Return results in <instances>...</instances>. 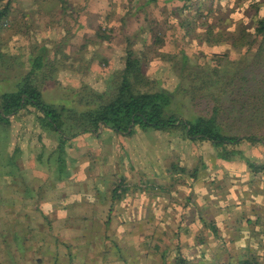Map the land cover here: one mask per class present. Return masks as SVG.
I'll use <instances>...</instances> for the list:
<instances>
[{"label": "rangeland", "instance_id": "1", "mask_svg": "<svg viewBox=\"0 0 264 264\" xmlns=\"http://www.w3.org/2000/svg\"><path fill=\"white\" fill-rule=\"evenodd\" d=\"M195 1L211 7L224 0ZM246 2L240 0L243 9H239L249 25L254 13L246 8ZM47 5V0H19V4L10 6L11 18L4 20L0 27V71L9 77L5 83L11 84L15 74L27 71L26 54L31 47H35V53L41 46L51 53L56 50L59 59L76 57L78 48H83L80 56H90L93 64L103 59L115 63L116 53L124 45V34L141 29L148 20L157 23V28L167 24L161 12L167 9L169 2L159 0L153 12L149 10V14H144L129 12L130 0H67V10L63 11L71 13L61 17L62 10L56 9L58 15L54 18L60 21L55 25L45 14L50 7ZM77 9H81L79 13H75ZM169 17L173 24L185 19L182 12ZM212 18L217 22L213 32H221L215 35L221 42L215 44L216 48L207 47L202 39L205 37L203 28L190 34L185 52L191 61H203L205 54L223 67L232 66L233 60L242 61L240 54L233 53L226 41L231 32L224 30L225 20L220 13H214ZM194 19L204 20L197 14ZM174 31L178 33L179 27ZM170 50L171 47H166V52ZM145 66L147 74L161 81L160 85L172 87L178 80L171 70L173 66L152 49ZM263 68L248 66L242 75L252 86L253 79L260 76ZM60 79L68 88L67 96L71 97L69 89L79 82L69 76ZM43 93L46 99L61 96V90L52 79L43 85ZM184 103V112H189L191 106L187 101ZM18 132L17 145L21 150L16 166L19 168L12 167L10 176H0V264H34L30 263L31 257L34 261L41 258L42 264H53L50 253L45 252L47 247L49 252L57 250L59 264H66L67 252H75L85 242L89 246L88 257L94 260L90 264H101L104 260L99 254L102 244L89 237L90 234L86 236L89 225L85 226L81 218L94 214L103 222L108 211L112 214L110 230L121 221L124 229L130 230L121 246H125L124 255L133 248L135 251L131 253L139 264H160L162 260L165 264L173 263L177 245L182 252L190 251V264L235 263V259L244 254L240 243H253L250 239L253 231L243 233L241 228H264V181L260 173H254L238 161H221L208 143L188 140L180 129L138 128L128 136L99 127L94 133H79L69 142L71 144L65 145L61 154L56 150V136H46L30 123L22 125ZM259 153L248 149L252 159L262 162L263 154L256 159ZM57 160L62 162L61 170ZM5 167L10 169L8 165ZM181 167L184 171L177 172ZM119 183L118 191L126 190L121 191L119 198L109 201L111 189ZM198 211L206 222L213 221L219 227L222 237L212 248L199 243L198 238L204 237L208 228L200 224ZM136 213L139 217L135 219ZM130 220L134 221L130 223L133 230L127 223ZM162 225L166 226L163 233L159 229ZM23 228L30 230V234L26 231L29 238L24 242L21 238L20 246L26 242L31 248L20 252L15 249L10 230L23 232ZM194 229L196 233L203 230V234L190 235L188 230ZM206 240L213 242L214 238ZM116 258V255L111 256L105 264H123ZM73 264H77L76 259Z\"/></svg>", "mask_w": 264, "mask_h": 264}, {"label": "trees", "instance_id": "2", "mask_svg": "<svg viewBox=\"0 0 264 264\" xmlns=\"http://www.w3.org/2000/svg\"><path fill=\"white\" fill-rule=\"evenodd\" d=\"M130 1L129 12L142 11L144 14H149V10L152 11L159 2L134 0L132 4V0ZM47 2L50 7L45 14L53 25L60 21L54 18L58 15L56 9L62 10L59 13L61 17L71 13L63 11L67 10V0ZM168 2L169 9L167 7L161 12L167 24L157 28V23L148 20V24L141 26V29L134 30L132 34H124V45L118 49L115 63L103 59L93 64L90 56H80L83 48H78L76 57L64 56L59 59L58 51L51 53L41 46L37 53L34 51L35 47L30 48L26 54L29 63L27 71L15 74L11 84L5 83L9 77L3 76L0 71V176H10L13 173L12 167L19 168L16 166L21 150L17 145L18 131L22 125L30 123L46 136H56V150L60 154L63 153L65 145L79 133H94L99 127L128 136L138 128L150 127L163 131L180 129L183 131L181 135L188 140L208 143L216 158L223 162L238 161L246 164L254 173H260L264 181V158L259 162L248 154V149L251 148L260 151L256 159L261 154L264 155V71L258 78L253 79L252 86L248 84V78L242 75L248 66L264 67V0H247L246 8L254 13V19L249 25L244 22L246 15L241 11L243 7L239 4L240 0H224L211 7L195 0H164V3ZM13 3L19 4V0H0V27L4 20L11 18L9 12ZM80 10L77 9L75 13ZM177 12H182L185 19L173 24L169 16ZM214 13H220V17L225 20L224 30L231 32L226 41L234 50L233 53L237 52L242 57V61L238 60V63L233 60L232 66L223 67L214 62L208 54L204 55L203 61L192 62L189 54L185 52L190 40L189 35L202 28L205 35L202 39L207 47H214L221 42L215 36L221 32H213L217 28V22L212 18ZM195 14L202 16L204 20H195ZM177 26L178 33L174 31L175 28L178 29ZM167 37L170 38L169 41ZM166 47H171V50L166 52ZM151 49L160 59L165 58L167 63L173 66L171 70L178 76L174 86L160 85L161 81L147 74L145 65ZM215 53L214 50L213 54ZM1 58L0 51V60ZM65 76L79 82L75 88L69 89L71 97L67 96L68 88L60 81V77ZM49 79L61 90L60 97L45 98L43 85ZM90 80L93 82L90 83ZM185 101L191 106V110L186 113ZM73 103H76V106ZM57 161L61 170L62 162ZM7 165L10 169L5 167ZM180 170L184 171V168H178L176 171ZM192 173L195 174L196 170ZM119 186L120 183L111 189L109 201H113L115 197L119 198L121 191L126 190L123 188L119 192ZM197 213L200 224L208 228L204 237L214 238L213 242H209L207 238L199 237V243L205 244L207 248L210 245L212 248L211 245L217 244L222 237L219 227L213 221L206 222L200 211ZM137 217L138 213L134 218ZM81 220L85 226L89 225L86 236L90 234L89 237L102 244L103 250H100L99 254L104 260L101 264L108 262L107 259L114 255L117 256L116 260H121L123 264H139L131 253L135 251L133 248L124 255L125 246H121V242L130 230L124 229L123 221L113 230L109 229L112 223L110 211L103 222L94 214L83 216ZM132 222L134 221L127 222L131 230L134 228L130 224ZM159 229L163 233L166 226L162 225ZM248 230L253 231L252 236L250 235L253 243L241 242L244 255L238 256L235 263L228 264L264 263V228H241L243 233ZM10 231L15 241V249L24 252L31 248L26 246V242L21 244L22 246L19 243L21 238L23 242L29 238L27 232L30 230L23 228V232L13 229ZM188 232L190 235L203 234L201 229L198 233L195 229ZM225 244L226 242L223 246ZM88 247V242H85L79 245L75 252H67L66 264H73L75 259L77 264L93 262L94 260L88 257ZM155 247L158 248V245ZM46 250V253H50L49 259L52 258L53 264H59L57 250L49 252L48 247ZM174 251H177L176 260L169 264H190L189 250L182 252L177 245ZM42 261L41 258L35 261L30 258V263L34 264H42ZM160 264L165 262L162 260Z\"/></svg>", "mask_w": 264, "mask_h": 264}, {"label": "crops", "instance_id": "3", "mask_svg": "<svg viewBox=\"0 0 264 264\" xmlns=\"http://www.w3.org/2000/svg\"><path fill=\"white\" fill-rule=\"evenodd\" d=\"M242 255H244V254H242ZM239 256H241V254Z\"/></svg>", "mask_w": 264, "mask_h": 264}]
</instances>
